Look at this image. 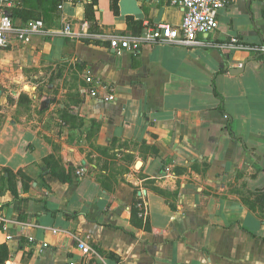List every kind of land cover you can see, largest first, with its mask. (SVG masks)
Masks as SVG:
<instances>
[{"label":"crops","instance_id":"obj_1","mask_svg":"<svg viewBox=\"0 0 264 264\" xmlns=\"http://www.w3.org/2000/svg\"><path fill=\"white\" fill-rule=\"evenodd\" d=\"M4 10L17 25L41 19L72 33L0 49L17 70L4 83L22 84L0 122V169L22 174L16 196L0 193L4 264H264V54L209 45L231 36L264 45V0L230 1L202 44L144 43L121 55L111 37L177 27L182 8L13 0ZM21 105L34 119L14 117ZM52 154L63 166L45 161ZM76 237L96 254L83 255Z\"/></svg>","mask_w":264,"mask_h":264},{"label":"built area","instance_id":"obj_2","mask_svg":"<svg viewBox=\"0 0 264 264\" xmlns=\"http://www.w3.org/2000/svg\"><path fill=\"white\" fill-rule=\"evenodd\" d=\"M169 4L181 7L183 10L182 20L179 26L173 27L167 23H157L145 30L138 36H114L110 38V46L116 54L136 51L144 43H172L185 46L202 44L198 41L199 34H207L217 28L218 11L224 8L232 0H166ZM13 0H0V49L6 47L11 39L19 43L29 42L35 34L43 35H71L69 24L63 30L55 31L46 29L41 19L28 20L24 24L17 25L4 10L12 4ZM61 7V6H60ZM210 46L226 51L243 50L251 54H264V45H250L244 43L239 37L231 36L218 43H209ZM86 82L92 83L91 76L85 78ZM90 95L99 96L97 89H92ZM100 97L105 101L114 99L112 92H103ZM8 221V220H7ZM5 221V222H7ZM20 225L31 226L30 223L20 222ZM7 236L6 239H10ZM33 241L32 237H28ZM77 248L83 255H95V250L83 239L76 237ZM47 244L43 243V247Z\"/></svg>","mask_w":264,"mask_h":264},{"label":"rangeland","instance_id":"obj_3","mask_svg":"<svg viewBox=\"0 0 264 264\" xmlns=\"http://www.w3.org/2000/svg\"><path fill=\"white\" fill-rule=\"evenodd\" d=\"M7 75V77H6ZM11 78H16L17 79V70L16 68L12 65H5L1 62L0 59V90L3 91L4 94H6V102L3 104H0V122L3 120V117H6L8 112H10L12 106L15 104L17 100V96H15V92L19 91L21 89V83H18L17 85H11V84H5L3 80H9ZM44 86L39 87L38 94L40 95V98L42 97V94L44 92ZM37 100V99H36ZM14 107V106H13ZM36 109V107H35ZM14 117L17 118V115H22L25 116L26 118H33L34 119V114L32 113V108L30 111L26 109V106L21 105L17 106V108L14 109ZM39 116V115H38ZM5 119V118H4ZM35 121L37 122V117H35ZM36 124V123H32ZM48 164H55V165H62V161L59 155L52 154L50 157L47 159ZM7 173V175H5ZM17 176H21V172L17 173H10V171L7 168H1L0 169V193H2L4 190H14V182L15 178ZM27 187V183L25 184Z\"/></svg>","mask_w":264,"mask_h":264},{"label":"trees","instance_id":"obj_4","mask_svg":"<svg viewBox=\"0 0 264 264\" xmlns=\"http://www.w3.org/2000/svg\"><path fill=\"white\" fill-rule=\"evenodd\" d=\"M110 3H111L113 12L117 13V0H110ZM45 161H47V159H45ZM59 177L62 181L68 180L67 176H65L63 174H60ZM11 192L14 194V196H16L15 189L12 190ZM6 256H7V251H6L5 246H0V264H4V260H5Z\"/></svg>","mask_w":264,"mask_h":264},{"label":"water","instance_id":"obj_5","mask_svg":"<svg viewBox=\"0 0 264 264\" xmlns=\"http://www.w3.org/2000/svg\"><path fill=\"white\" fill-rule=\"evenodd\" d=\"M242 69V68H241ZM233 72L239 71L238 68H233ZM49 104V98L45 96L41 101H40V110H44Z\"/></svg>","mask_w":264,"mask_h":264}]
</instances>
